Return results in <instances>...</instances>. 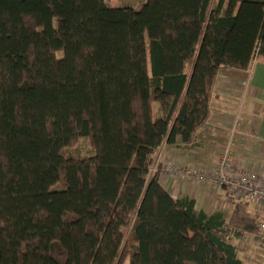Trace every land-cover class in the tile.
Returning a JSON list of instances; mask_svg holds the SVG:
<instances>
[{"label": "trees", "instance_id": "trees-1", "mask_svg": "<svg viewBox=\"0 0 264 264\" xmlns=\"http://www.w3.org/2000/svg\"><path fill=\"white\" fill-rule=\"evenodd\" d=\"M259 56L264 0H0V264H242L249 202L197 210L151 163Z\"/></svg>", "mask_w": 264, "mask_h": 264}, {"label": "crops", "instance_id": "crops-1", "mask_svg": "<svg viewBox=\"0 0 264 264\" xmlns=\"http://www.w3.org/2000/svg\"><path fill=\"white\" fill-rule=\"evenodd\" d=\"M134 1L110 0V4L133 5ZM210 106L209 118L196 131L192 143L177 146L162 145L153 159L152 168L159 166L157 159L163 155L178 163H201L210 166L214 153L225 146L232 136L235 142L233 159L241 164H245L243 162L245 159L250 160L252 167L259 171L264 170V58L262 56L255 58L246 72L222 70L216 79L215 93ZM242 134H247L248 139L243 144H239ZM245 146L250 147V153H243ZM213 149L215 150L211 154ZM160 183L173 197L188 195L193 198L197 210L203 209L209 212L213 206L222 204V200L225 201L227 197L223 188L216 187L207 192L204 186L183 187L181 183L170 179ZM253 207L255 206L249 203L247 211L258 213L260 216L258 222L259 219L264 218V210L258 206L260 211Z\"/></svg>", "mask_w": 264, "mask_h": 264}, {"label": "built area", "instance_id": "built-area-1", "mask_svg": "<svg viewBox=\"0 0 264 264\" xmlns=\"http://www.w3.org/2000/svg\"><path fill=\"white\" fill-rule=\"evenodd\" d=\"M239 139V144H243L248 135L242 134ZM234 144L231 136L226 145L214 153L210 166L201 163H178L163 155L157 159L159 166L151 170L159 171L160 181L170 179L181 183L183 187L204 186L207 192L212 188H223L228 204L246 200L264 207V170L255 169L247 159L243 161L245 164L236 162L233 159ZM242 151L250 153V147L245 146ZM259 227L264 228V223H260Z\"/></svg>", "mask_w": 264, "mask_h": 264}, {"label": "rangeland", "instance_id": "rangeland-1", "mask_svg": "<svg viewBox=\"0 0 264 264\" xmlns=\"http://www.w3.org/2000/svg\"><path fill=\"white\" fill-rule=\"evenodd\" d=\"M144 1L145 0H135L133 2L134 3L133 5L135 8L137 7L139 8V5H141ZM122 6H126V3L122 4ZM214 150L215 149L211 150V154ZM94 153L95 150L91 144V140L89 136L79 137L73 145L67 146L64 149V155L66 157L82 158V157L90 156ZM151 169H152V163H151ZM221 203L222 204L213 206L210 211L221 210L224 212L225 217H228L233 204L232 203L228 204L227 199H225V201L223 199ZM249 203L254 205L258 210H259L258 207H260V209H264L262 205L253 202H249ZM259 217L260 216H258V218ZM257 220L255 221V225L258 226V231H255L253 233L246 231L243 232L241 237L232 239L237 248V257L241 260L242 264H264V228L259 227L260 223H264V218L259 219L258 222Z\"/></svg>", "mask_w": 264, "mask_h": 264}]
</instances>
